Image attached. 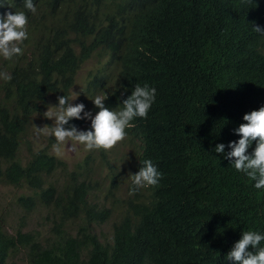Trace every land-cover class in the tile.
Masks as SVG:
<instances>
[{"label": "trees", "instance_id": "16d2710c", "mask_svg": "<svg viewBox=\"0 0 264 264\" xmlns=\"http://www.w3.org/2000/svg\"><path fill=\"white\" fill-rule=\"evenodd\" d=\"M234 2L33 0L32 13L24 0H2L6 11L25 13L28 38L20 45L22 55L0 56V184L29 192L10 199L8 208L19 211L13 231L0 217V264H137L140 256L159 251L177 264H233L225 235L243 226L239 217L263 203L264 192L254 191L240 175L205 171L196 159L169 166V150L155 145L147 129L146 146L155 150L136 166L123 145L118 151L85 150V162L69 170L51 154L57 147L52 126L38 131L39 102L32 95L36 92L39 101L62 64L68 20L59 11L66 6L90 34L109 31L123 41L120 90L154 74L150 58L138 74L136 63L143 56L136 55L146 46L167 72L158 98L172 108L188 98L197 111L209 114L213 106L232 123L240 106L228 101V89L245 82L253 85L248 97L264 94V55L247 56L258 34ZM94 91L87 96L95 98ZM71 125L72 120L65 128ZM170 126L164 125L165 132ZM202 127L196 123L195 131ZM145 160L158 164L161 178L151 189L130 195L132 174ZM192 164L190 181L180 170ZM105 223L111 227L107 233Z\"/></svg>", "mask_w": 264, "mask_h": 264}, {"label": "clouds", "instance_id": "9594fccd", "mask_svg": "<svg viewBox=\"0 0 264 264\" xmlns=\"http://www.w3.org/2000/svg\"><path fill=\"white\" fill-rule=\"evenodd\" d=\"M94 4L95 1L93 8ZM233 6L234 10L253 21V31L258 34L252 39L253 50L247 56L264 55V0H235ZM24 7L32 13L36 12L33 0H24ZM114 11L117 15L120 8L117 6ZM7 12L0 0V56L12 59L23 54L20 45L28 38V20L24 12ZM59 14L68 20L63 25L66 29L63 30L65 48L60 49L62 64L47 82L39 101L36 92L32 96L37 105L39 102L38 130L47 131L52 126L50 135L54 136L57 147L52 149L54 152L51 154L68 163L69 170L85 162L86 151H108L113 147L118 151L123 145L131 164L143 160L149 150H155L146 146L147 129L155 145L169 150L165 159L169 166L196 159L202 161L205 171L211 169L216 176L223 173L229 177L240 175L254 191L264 192V94L248 97L253 85L245 82L228 89V101L240 106L236 107L238 110L232 123H228L213 106L209 107L210 114L197 111L193 105L195 101L188 98L181 99L177 107L172 108L158 98L167 72L154 52L146 46H141L136 55L143 56L136 63L138 74L148 58L151 59L154 74L140 84L120 90L123 41L109 31L90 34L87 28H82L83 23L76 25L78 21L73 20V10L66 6ZM5 78L11 79L10 76ZM89 89L95 90V98L87 96ZM132 89L131 95H127ZM251 99L255 100L250 102ZM70 120L73 125L67 129L65 125ZM196 123L203 125L198 132L195 131ZM164 125L172 126L165 132ZM77 144L83 146L76 149ZM60 145L73 151L72 154H77L79 150H83L84 154L68 161L58 154ZM158 154L161 156L159 150ZM136 165L135 162L133 167ZM157 165L145 160L139 171L132 174L130 195L141 188L151 189L150 186L157 185L161 178ZM85 169L81 167L82 174ZM180 172L187 180L193 181L195 166L182 167ZM201 172L199 169L198 174ZM17 192L14 188V195H18ZM21 192L27 194L29 191ZM239 219L243 221V226L225 235V241L233 246L227 254L228 261L233 264H264V202L246 208ZM137 264H177V261L159 251L158 254L140 256Z\"/></svg>", "mask_w": 264, "mask_h": 264}, {"label": "rangeland", "instance_id": "374dc122", "mask_svg": "<svg viewBox=\"0 0 264 264\" xmlns=\"http://www.w3.org/2000/svg\"><path fill=\"white\" fill-rule=\"evenodd\" d=\"M38 131L42 134L44 133V131L42 130H38ZM79 146H83V145L77 144L76 148H78ZM72 152L73 151H68L64 145H60V152L58 154L62 157L65 156L68 161H69V158L73 161V160L78 159L80 156H82V154H84L83 150H79L77 154H72ZM16 191H19V193H21L20 189L18 190L16 189ZM13 195H14L13 187L0 184V217L6 218L5 220L6 225L10 231H13L12 225L19 216L18 210H10V208H8L10 199ZM28 221H30L31 223H35L34 221L29 220V219ZM102 228L103 230H105V233H107L111 227L109 226V223H105L102 225Z\"/></svg>", "mask_w": 264, "mask_h": 264}]
</instances>
